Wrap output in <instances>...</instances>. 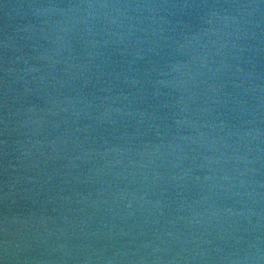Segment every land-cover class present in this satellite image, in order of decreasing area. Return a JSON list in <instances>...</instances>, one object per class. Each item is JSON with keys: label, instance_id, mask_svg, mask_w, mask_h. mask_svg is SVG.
Listing matches in <instances>:
<instances>
[{"label": "water", "instance_id": "water-1", "mask_svg": "<svg viewBox=\"0 0 264 264\" xmlns=\"http://www.w3.org/2000/svg\"><path fill=\"white\" fill-rule=\"evenodd\" d=\"M0 264H264V0H0Z\"/></svg>", "mask_w": 264, "mask_h": 264}]
</instances>
